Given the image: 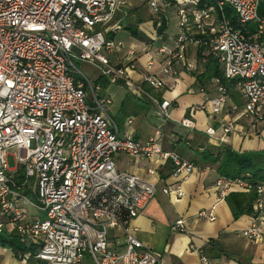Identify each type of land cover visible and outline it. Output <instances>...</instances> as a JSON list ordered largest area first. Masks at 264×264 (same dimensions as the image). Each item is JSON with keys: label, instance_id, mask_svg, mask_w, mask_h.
I'll return each mask as SVG.
<instances>
[{"label": "built area", "instance_id": "2783aa9c", "mask_svg": "<svg viewBox=\"0 0 264 264\" xmlns=\"http://www.w3.org/2000/svg\"><path fill=\"white\" fill-rule=\"evenodd\" d=\"M261 1L174 0L178 32L159 37L163 44L156 50L153 41L145 43L148 65L156 63L154 49L165 57L161 68L168 75L177 77L183 70L202 73L208 61L198 58L203 48L218 61L225 78L236 81L243 98L239 116L258 124L264 119ZM128 4L129 0H0V237L21 238L23 247L10 250L18 264H86L87 254L94 264H166L136 237L133 226L155 198L157 186L120 171L116 155L125 153L133 160L161 157L171 162L179 177H188L198 166L179 151L164 149L161 128L147 142L135 139L132 119L122 132L111 114L112 97L101 98L97 90L103 87L83 75L78 80L74 63L100 67V77L110 85L123 84L133 96L151 101L159 120L172 118V101L160 100L148 90L164 89V80L148 73L136 83L130 72L138 68L140 51L111 38L123 26L117 17ZM150 6L158 13L169 8L170 1L150 0ZM229 11L238 24H255L257 31L237 28ZM191 48L196 49L193 59ZM199 89L205 100L194 109L218 118V128L210 127L206 133L214 137L219 130L234 132L235 122L221 117L235 108L229 106L227 86L215 79L213 89ZM180 125L189 130L197 126L191 117H184ZM12 147H18L21 156L11 169ZM216 186L220 201L235 189L257 195L254 222L244 235L264 239V183H256L248 172L236 178L221 175ZM163 191L185 195L181 185ZM197 216L214 221L215 207ZM173 229L189 232L185 219ZM114 230L126 238L122 253L110 245ZM201 261L211 264L204 253Z\"/></svg>", "mask_w": 264, "mask_h": 264}, {"label": "crops", "instance_id": "0c3cea01", "mask_svg": "<svg viewBox=\"0 0 264 264\" xmlns=\"http://www.w3.org/2000/svg\"><path fill=\"white\" fill-rule=\"evenodd\" d=\"M168 31L170 32V27ZM195 53L196 49L191 48V59L195 58ZM140 54L138 68L130 72V77L136 83H142L143 77L148 73H155L163 79L166 85L164 89L156 91L155 97L172 101V118L168 121L159 120V123L151 126L152 129L154 127L151 130L145 120L137 123L130 116L124 123L123 130L120 127L122 132L127 129L128 121L132 119L135 139L147 142L161 128L164 149L179 151L195 163L198 169L188 177H179L174 174L171 162L161 157L133 160L125 153L116 155L120 171L140 175L157 186L155 198L133 221L136 237L146 248L156 251L166 264H202L201 253L210 259L211 264H264V239H250L244 235V231L252 227L255 218L254 210L250 212L251 207L254 208L252 192L235 189L229 193L227 200L220 201L216 186L221 176L218 171L220 161L213 163L201 156L206 150H212L215 156L221 155L224 148L239 153L258 152L264 156V127L259 129L258 124L252 125L249 120L239 116L243 98L236 87L231 92L229 103V106L235 104V108L231 107L221 115L235 122V131L224 134L219 130L216 136H209L206 130L210 127L218 128V118L202 108L194 109L202 107L205 100L196 74L183 70L179 76L172 77L162 71L165 57H156L153 54L156 63L149 66L150 56L143 52ZM207 85L209 90L214 87L211 86V81ZM148 102L153 105L151 101ZM153 107L155 108L154 105ZM184 117H191L196 122V128H185L188 132L184 133L181 130L184 127L180 125ZM177 185L182 186L185 192L183 197L164 193L165 187ZM213 207L216 220L197 216L201 210ZM179 219L187 221L188 233L173 229ZM110 245L118 253L125 251L126 238L122 231H112Z\"/></svg>", "mask_w": 264, "mask_h": 264}, {"label": "rangeland", "instance_id": "374dc122", "mask_svg": "<svg viewBox=\"0 0 264 264\" xmlns=\"http://www.w3.org/2000/svg\"><path fill=\"white\" fill-rule=\"evenodd\" d=\"M132 10L133 13L130 14V11ZM165 11L170 20V24H169L170 32L167 31V33L169 32L168 34L171 33V35H168L170 38L172 36H175V34H177L176 33L177 16L176 13L174 12V9H169V11L167 10ZM154 14L155 12H153L150 6V0H129V4L127 5V7H124L123 11L118 14L117 20L127 19V21L130 23L139 24L140 25L139 28L153 41L154 49L156 50L163 44V41L158 39L159 36L157 30L153 25L152 19L155 17ZM140 18H143L144 20L143 23L141 24L139 22ZM115 38L116 40H125L129 46L135 45L137 50L140 52H145L147 49L145 42L133 38L131 33L128 30H126L124 26L121 27ZM170 44H172L171 41ZM154 49L151 52L156 57H158V53L154 51ZM116 61H117L116 58H112V63L115 64ZM74 63L77 68V71L79 72V75L81 76L83 75L86 79H89L94 86L100 84L103 87L102 90L100 91L97 90L101 98L109 97L112 95L113 105L111 107V114L115 116L122 130L124 123L127 121V119L130 116H133L137 120L136 121L137 123H140L145 120L148 127L151 130H154V127L152 129L151 126H154L157 123H159V118L156 116V110L153 107V105H151L150 102H148L149 100L134 97L127 90V88L121 84L110 85L109 82L105 79L99 80L102 70L100 67L96 65H93L87 61H79V60H74ZM148 90L154 96H157V92L154 89L149 88ZM263 127H264V119H260L258 122V128L261 129ZM181 130L184 133L188 132L185 130V128ZM9 154H10V156L8 157L9 167L11 169L16 168L21 156V151L18 147H12L11 149H9ZM30 210L33 211L32 209ZM1 247L3 253L0 255V262L5 261L8 264H18L16 263L15 259L14 258L12 259L11 257V253H10L11 248L3 247V246ZM86 264H94L91 261V257L88 254L86 255Z\"/></svg>", "mask_w": 264, "mask_h": 264}, {"label": "trees", "instance_id": "16d2710c", "mask_svg": "<svg viewBox=\"0 0 264 264\" xmlns=\"http://www.w3.org/2000/svg\"><path fill=\"white\" fill-rule=\"evenodd\" d=\"M170 1V6L168 9H161L158 13H155V17L152 19L153 25L155 29L157 30L158 36L167 39L168 38V29L170 27V20L165 10L169 11V9H172L174 6V0H168ZM133 13V10L130 11V14ZM128 14V13H127ZM230 19L232 20L233 24L237 28L245 29L248 28L252 31V33H255L257 31V26L255 24H249L246 27L241 26L237 22V18L233 16L230 11L228 12ZM260 16L264 18V0L261 1L260 6ZM143 18H140L139 22L140 24L143 23ZM121 25L124 26L126 30H128L132 37L140 40L142 42H151L152 40L139 28V24L130 23L127 21V19H120ZM117 34L112 33L111 38H114ZM261 41L264 43V37L261 39ZM203 57H207L208 61L205 66V70L202 73H197L196 77L199 80L198 84L199 86L209 90V87H207L208 82L211 81V86L214 85V80L219 79L222 81L223 84L227 86L230 92H232L236 88V81H229L225 78V74L223 69L221 68L218 61L213 58L212 56H207L205 54V50L203 48H200L198 50V58L202 59ZM78 80H83V77L77 74ZM99 80H104L102 77L99 78ZM88 85L86 84V89ZM135 97V96H134ZM137 98V97H136ZM223 153L214 154L212 150H206L203 153H201V156H204V158L210 162L217 163L220 161V165L218 168V171L220 175L228 176V177H242L246 173H251L252 179L256 183H264V156L261 153L258 152H249V153H239L236 151H233L230 148H224L222 151ZM223 156H225L223 158ZM263 156V157H262ZM253 195V204H255L257 195L252 192ZM35 197V196H34ZM228 199V198H227ZM254 208L251 207L250 212H253ZM0 244L3 247L11 248L14 252L17 249H20L23 247V243L21 238L18 235H9L5 234L0 237Z\"/></svg>", "mask_w": 264, "mask_h": 264}]
</instances>
